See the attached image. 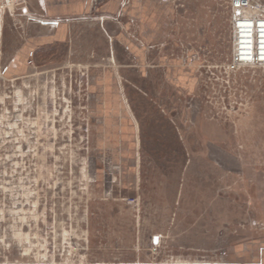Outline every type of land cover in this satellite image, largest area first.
Instances as JSON below:
<instances>
[{
  "label": "rangeland",
  "instance_id": "rangeland-1",
  "mask_svg": "<svg viewBox=\"0 0 264 264\" xmlns=\"http://www.w3.org/2000/svg\"><path fill=\"white\" fill-rule=\"evenodd\" d=\"M153 1L159 31L142 45L138 21L79 20L33 47L18 72L30 77L2 93L18 110L0 116L15 123L13 138L0 128V264H251L264 238V66H230L229 0ZM23 11L0 0V74L43 29ZM102 89L120 91L137 130L114 155L96 145Z\"/></svg>",
  "mask_w": 264,
  "mask_h": 264
},
{
  "label": "crops",
  "instance_id": "crops-1",
  "mask_svg": "<svg viewBox=\"0 0 264 264\" xmlns=\"http://www.w3.org/2000/svg\"><path fill=\"white\" fill-rule=\"evenodd\" d=\"M23 4V12L27 16V19L31 21L32 19H37L39 22H47L48 24H42L43 29L40 30L39 36L36 38L33 36H28L24 41L21 50L16 56L11 58L5 65L2 73L0 74V99H3L2 93H5L6 99L17 95L15 94L16 90H13L14 84L16 81L27 79L28 75L21 74V69L26 68L29 72L33 66L28 64V60L32 59L35 53L33 47L40 46L44 47L50 44H55L60 41H64L72 27L79 20L85 18H99L102 20L106 19H126L131 21H138L139 27V37L135 41H140L139 43L143 44V41L147 40V27L151 29L150 33H158L159 27L157 25L158 21H155L159 17L158 13L162 9V5L153 0H19ZM152 15V17H150ZM157 15V16H156ZM150 18V19H149ZM153 18V20H152ZM149 19V20H148ZM55 24H52V23ZM153 24V25H152ZM145 36V37H143ZM141 44V45H142ZM140 45V46H141ZM139 49L134 46L132 47L133 54L141 53ZM27 56V57H26ZM26 57V59H25ZM26 60V61H25ZM20 77V78H19ZM104 86V82L102 81ZM4 90V91H3ZM90 93V92H89ZM109 93V97L116 98L117 105L114 108L104 110L105 98ZM92 98L94 93L91 92ZM101 98L103 99V106L100 107V112L102 113V134L101 139L97 138L96 145L100 146L101 141L103 144H106L108 147L113 150L110 151L115 153V148L119 143L127 140L131 143V140L136 136V126L132 122L130 124L129 119L127 118V110L124 108L120 91L114 89L112 91H105L102 89ZM1 101V100H0ZM2 103V102H0ZM17 106L13 105V102L9 105H6L4 109L0 105V116L6 114L7 117L13 118L12 116H17ZM91 113H93L91 111ZM14 122L6 121L3 124L0 119V128L5 126L7 133H9L12 138V130L14 129ZM111 125V126H110ZM126 129H125V128ZM133 137V138H132ZM95 139V137H94ZM95 141V140H94ZM119 141V142H118ZM100 145H99V144ZM11 146V145H10ZM110 151L108 152L110 154ZM8 155L6 154L5 157ZM110 164V163H109ZM108 182L117 183V177L113 172H108L107 174ZM125 186V184L123 183ZM154 237H157V242L154 241ZM151 242L154 244L158 243V236H152ZM261 243L253 251L248 258H250L251 264H264V238L260 241Z\"/></svg>",
  "mask_w": 264,
  "mask_h": 264
},
{
  "label": "built area",
  "instance_id": "built-area-1",
  "mask_svg": "<svg viewBox=\"0 0 264 264\" xmlns=\"http://www.w3.org/2000/svg\"><path fill=\"white\" fill-rule=\"evenodd\" d=\"M1 23L0 13V35ZM228 23L233 54L230 66L233 69L264 66V3L261 0H229ZM28 64L33 66V60L29 59Z\"/></svg>",
  "mask_w": 264,
  "mask_h": 264
},
{
  "label": "water",
  "instance_id": "water-1",
  "mask_svg": "<svg viewBox=\"0 0 264 264\" xmlns=\"http://www.w3.org/2000/svg\"><path fill=\"white\" fill-rule=\"evenodd\" d=\"M40 23H42V24H48L47 22H43V21H41ZM52 24H55V23L53 22ZM154 241L157 242V237H154Z\"/></svg>",
  "mask_w": 264,
  "mask_h": 264
},
{
  "label": "bare ground",
  "instance_id": "bare-ground-1",
  "mask_svg": "<svg viewBox=\"0 0 264 264\" xmlns=\"http://www.w3.org/2000/svg\"><path fill=\"white\" fill-rule=\"evenodd\" d=\"M46 22V21H45Z\"/></svg>",
  "mask_w": 264,
  "mask_h": 264
}]
</instances>
